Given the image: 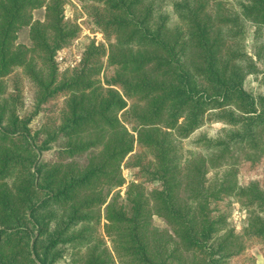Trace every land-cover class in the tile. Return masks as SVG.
<instances>
[{"label":"trees","instance_id":"obj_1","mask_svg":"<svg viewBox=\"0 0 264 264\" xmlns=\"http://www.w3.org/2000/svg\"><path fill=\"white\" fill-rule=\"evenodd\" d=\"M66 1L0 0V264H254V249L264 256V93L245 87L260 72L246 39L264 26V0H80L105 41L87 44L69 75L56 56L80 28ZM24 26L31 47L16 43ZM208 122L220 133L186 146ZM54 143L52 162L42 155ZM123 165L129 208L115 191ZM235 203L247 212L239 231ZM104 205L112 250L94 232Z\"/></svg>","mask_w":264,"mask_h":264},{"label":"rangeland","instance_id":"obj_2","mask_svg":"<svg viewBox=\"0 0 264 264\" xmlns=\"http://www.w3.org/2000/svg\"><path fill=\"white\" fill-rule=\"evenodd\" d=\"M64 14L65 18L69 23L75 24L79 26L80 28V36L68 47L59 50L57 52L56 59L59 64V69L65 73V75H69L71 71H73L74 68H76L84 55V51L86 49L87 44L91 43L92 40H95V43L98 45L101 41H105L103 34L101 31L88 19V15L85 11L84 5L80 0H67L64 4ZM33 18L34 19H41L44 20L45 18V8H39L34 10L33 12ZM18 45H23L27 47H31L32 40L30 38V27L24 26L19 32H18V39L16 41ZM246 47L247 50L251 55H253V58L256 62V65L258 67V75L255 74H249L248 77L245 80V87L246 89L257 92L261 91L264 93V26L260 29L258 33L255 31V27H250L249 34L246 39ZM261 53V56H258V54ZM106 59V58H105ZM106 64V62H105ZM101 79L103 78V74L99 76ZM262 79V83L260 81ZM26 91L24 92L25 95V109L28 107V109H32L33 101H32V90L29 85L25 87ZM65 98L62 97L59 100L54 101V104H50L51 108L54 110L56 114L60 112V109L63 106V100ZM46 117V114H39V116H36L33 120L32 127L34 130L41 127L42 123L44 122ZM223 127L222 123L218 122H208L206 123L199 131H197L189 140L185 141V145L190 147L188 142L193 141L195 136H197L200 132H206L210 136H216L220 133L221 129ZM42 139V136L39 137L37 140L40 142ZM65 140V139H64ZM192 147V146H191ZM59 143L53 144V149L46 150L43 152L42 157L49 161H57L61 156L59 155ZM103 146H97L89 149L84 155L81 157H77V163L80 165H84L88 162L89 157H92L95 154H98L102 150ZM240 159H243V156H240ZM70 160V159H69ZM68 161V160H67ZM229 165L225 164L221 168H219V175H221L224 170L228 168ZM122 172L125 177V183L123 186L116 188V192H118L119 195V203L125 205L127 208H129L130 203L128 201L127 196V189L129 186L130 181L133 179V171L122 166ZM214 172H211L210 174H213ZM242 179V176H240ZM113 192V193H116ZM113 194H111L109 200ZM101 213L102 217L100 219V222L95 224V234L104 241H106V245H108L111 250L113 248L112 242L107 236V233L104 228V224L106 222L104 218L105 214V205L101 207ZM231 225H234L236 229L239 231L242 227L246 226L248 223L247 219V212L246 209L241 206L238 203H235L233 205L232 213L230 216ZM153 222L158 227H167V224L165 220L162 217H159L157 215L153 216ZM254 255H255V263L254 264H264V256L260 252L259 249H254ZM115 260L117 264H123L121 260L116 257ZM66 259H62L57 264H66ZM249 264V263H248Z\"/></svg>","mask_w":264,"mask_h":264}]
</instances>
